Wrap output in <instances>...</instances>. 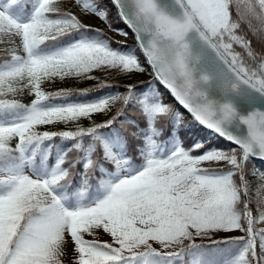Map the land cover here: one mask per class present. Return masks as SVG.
<instances>
[{"label":"snow or ice","instance_id":"6c2138e0","mask_svg":"<svg viewBox=\"0 0 264 264\" xmlns=\"http://www.w3.org/2000/svg\"><path fill=\"white\" fill-rule=\"evenodd\" d=\"M257 160L264 0H0V264H264Z\"/></svg>","mask_w":264,"mask_h":264},{"label":"trees","instance_id":"16d2710c","mask_svg":"<svg viewBox=\"0 0 264 264\" xmlns=\"http://www.w3.org/2000/svg\"><path fill=\"white\" fill-rule=\"evenodd\" d=\"M112 16L113 17L115 16V13L113 12V10H112ZM120 26L121 27H124L123 24H121ZM106 27H107V25H106ZM107 29H108V27H107ZM108 31H109V29H108ZM105 32L107 33V31H105ZM133 43H134V39H133L132 35L129 34V41L127 42V44L128 45H132ZM146 78H147V76H141V77H138L137 80H142V79H146ZM60 86H63V85H61L58 82V84L54 85L52 88H49L47 90L54 91V90H56ZM67 86L68 87L78 86V87H82L83 88V87H90L91 84H89V83H81L79 85H76V84H73V83H69ZM22 99L24 100V102H28V98L27 97H23ZM168 99L171 101V98L170 97H168ZM255 167L258 168V169L264 170V167L258 166L257 164H255Z\"/></svg>","mask_w":264,"mask_h":264},{"label":"rangeland","instance_id":"374dc122","mask_svg":"<svg viewBox=\"0 0 264 264\" xmlns=\"http://www.w3.org/2000/svg\"><path fill=\"white\" fill-rule=\"evenodd\" d=\"M62 3H67V0H61ZM73 11H75V7L72 9ZM87 23L95 26V27H98V28H101L102 30L104 31H107V35L108 36H111L113 38V40H121L123 39L122 37H119V36H116L113 32H111L110 30L108 31L107 27H106V24H104L103 22L97 20V19H94V18H90V19H87L86 21ZM129 41V39L127 40V42ZM146 76V75H145ZM58 84V82L56 83ZM54 85H49L48 86V89L49 88H52ZM104 240H107L109 239L107 235H104L102 237Z\"/></svg>","mask_w":264,"mask_h":264},{"label":"water","instance_id":"95a60500","mask_svg":"<svg viewBox=\"0 0 264 264\" xmlns=\"http://www.w3.org/2000/svg\"><path fill=\"white\" fill-rule=\"evenodd\" d=\"M113 12L115 13V9H113ZM130 34H131V33H130ZM133 39H134V37H133ZM256 164H257L258 166H262V167H264V163L260 162L259 160L256 161Z\"/></svg>","mask_w":264,"mask_h":264}]
</instances>
